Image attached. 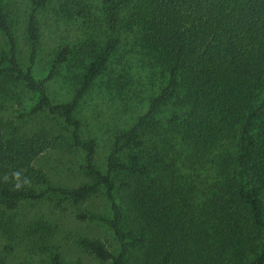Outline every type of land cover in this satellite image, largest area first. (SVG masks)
I'll return each mask as SVG.
<instances>
[{"label": "trees", "instance_id": "1", "mask_svg": "<svg viewBox=\"0 0 264 264\" xmlns=\"http://www.w3.org/2000/svg\"><path fill=\"white\" fill-rule=\"evenodd\" d=\"M48 1L29 0L33 10ZM74 2L64 8L68 18H87V2ZM95 8L107 34L92 42L71 96L53 101L47 83L68 61L70 46L58 47L34 76L40 41L35 14L31 10L24 19L23 67L0 0V87L21 86L31 94L22 111L0 115V231L10 232L22 202L57 195L78 205L100 191L109 214L95 218L112 232L116 251L97 237L78 239L100 262L264 264V0H95ZM133 30L160 69L162 83L143 112L114 133L100 169L93 162L95 139L82 136L76 112L117 49V35ZM167 106L173 110L159 118ZM41 113L53 122L24 127L25 118ZM164 124L170 136L167 147H160L153 135ZM62 149L81 151L78 168L88 181L70 187L51 182L39 158ZM185 165L212 171L202 201L185 196L177 201L172 188L163 190L171 184L164 180L176 178L173 167ZM49 262L66 264L57 252L49 253Z\"/></svg>", "mask_w": 264, "mask_h": 264}, {"label": "rangeland", "instance_id": "2", "mask_svg": "<svg viewBox=\"0 0 264 264\" xmlns=\"http://www.w3.org/2000/svg\"><path fill=\"white\" fill-rule=\"evenodd\" d=\"M14 31L18 60L26 66L27 43L23 33L24 19L33 11L40 31L38 52L31 65V72L38 76L47 67L54 51L63 44L72 50L68 61L58 68L56 75L48 81V95L53 101L68 99L76 87L83 66L89 60L92 42L104 39L106 30L101 27V16L95 8V0H85L90 6L87 18H68L64 8L75 7L74 0H49L43 7L32 9L29 0H4ZM77 2V1H76ZM118 47L111 55L105 71L92 84L80 101L76 115L80 118L83 137H93L96 142L93 162L104 169V159L115 132L126 128L134 118L143 112L147 100L154 95L162 83L160 69L146 55L139 45L136 30L121 32ZM4 40L0 35V46ZM1 85V83H0ZM31 94L23 87L12 84L0 87V115L17 114L26 108ZM173 107H163L158 117H167ZM52 120L45 113L27 117L24 127L34 130L39 125L48 126ZM170 127L154 133L160 147H167ZM172 153L177 158L176 150ZM180 158L181 156L178 155ZM180 158L177 160L180 161ZM82 153L77 149L50 150L39 158L40 165L47 172L52 183L67 187L88 181V177L78 168ZM173 182L164 180V191H171L175 200L180 196L190 197L194 202L202 201L208 192L212 171L192 165L175 168ZM256 186L260 182L255 181ZM186 193V194H185ZM188 193V194H187ZM190 193V196H189ZM172 194V195H173ZM194 208L195 204H192ZM177 208L185 211L181 205ZM83 212L85 218L77 219ZM109 214L108 203L101 192L89 196L78 205L60 196L49 195L39 201L22 202L13 217L10 232L0 231L1 264H50L49 253L57 252L66 264H109L100 262L78 244L79 238L97 237L112 252L116 251V241L112 232L95 217ZM192 248V245H191Z\"/></svg>", "mask_w": 264, "mask_h": 264}, {"label": "clouds", "instance_id": "3", "mask_svg": "<svg viewBox=\"0 0 264 264\" xmlns=\"http://www.w3.org/2000/svg\"><path fill=\"white\" fill-rule=\"evenodd\" d=\"M15 175H16V176H18V175H19V173H16ZM19 186H20V185L18 184V185H17V187H19Z\"/></svg>", "mask_w": 264, "mask_h": 264}]
</instances>
